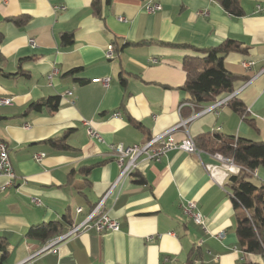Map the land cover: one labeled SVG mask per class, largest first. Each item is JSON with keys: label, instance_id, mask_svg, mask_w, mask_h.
I'll return each instance as SVG.
<instances>
[{"label": "crops", "instance_id": "obj_1", "mask_svg": "<svg viewBox=\"0 0 264 264\" xmlns=\"http://www.w3.org/2000/svg\"><path fill=\"white\" fill-rule=\"evenodd\" d=\"M148 3L162 9L148 13ZM258 6L264 0H241L243 14L234 16L214 0H99L97 15L93 0H0V100L12 99L0 104V141L16 175L0 193L5 264H264L263 256L243 252L237 226L246 211L234 207L231 174L207 171L206 165L219 164L212 154L172 150L159 162L140 161L119 179L110 150L116 143L142 145L182 121L194 139L216 133L231 144L264 143V12ZM15 18L27 21L18 26ZM63 33H73L72 45L62 44ZM227 40L246 52L226 56V69L240 79L219 99L233 95L249 110L247 119L227 104L206 112L211 104L199 107L182 90L185 59L203 57L184 46L214 48ZM246 61L255 63L250 70ZM55 96L61 99L56 112L26 113ZM84 121L104 143L88 136ZM64 137L65 147L48 142ZM184 137L177 129L176 140ZM5 182L0 178V186ZM251 182L264 188L263 167ZM105 196L119 231H81L48 249L60 236L47 243L27 236L49 222L64 223L66 234ZM188 201L197 204L206 230L184 213Z\"/></svg>", "mask_w": 264, "mask_h": 264}, {"label": "trees", "instance_id": "obj_2", "mask_svg": "<svg viewBox=\"0 0 264 264\" xmlns=\"http://www.w3.org/2000/svg\"><path fill=\"white\" fill-rule=\"evenodd\" d=\"M214 1H217L231 15L241 16L243 14L241 0ZM93 8L97 15L101 14L99 0H93ZM12 21L18 26H23L27 20L15 18ZM61 41L64 46L72 45L73 33H63ZM184 47L193 48L203 56L201 58L188 57L184 61L186 81L182 90L189 93L193 104L205 107L215 103L220 96L234 92V84L240 77L226 69L225 58L231 52H246L239 42L227 40L214 48H197L192 45ZM60 104V97H50L45 101L31 104L26 113L31 111L54 113L59 109ZM227 105L238 115L247 119V108L240 100L233 97ZM65 138L48 142L58 147H65L63 146ZM195 143L203 152L212 155L220 153L233 159L234 163L241 167L238 174L229 176L227 184L234 207L246 211V215L238 219L237 236L245 254L264 257V188L251 182L256 169L264 168V143L238 139L231 144L227 138L216 133L201 135L195 139ZM64 221L69 224V217L65 216ZM64 233V223L49 222L31 228L27 236L47 243ZM8 254L5 241L0 239V264L6 263ZM186 264H196V260L190 259Z\"/></svg>", "mask_w": 264, "mask_h": 264}, {"label": "built area", "instance_id": "obj_3", "mask_svg": "<svg viewBox=\"0 0 264 264\" xmlns=\"http://www.w3.org/2000/svg\"><path fill=\"white\" fill-rule=\"evenodd\" d=\"M60 9V8H59ZM162 9L161 5L156 3H148L146 5V11L148 13H155ZM259 12H264V6H258ZM120 21H125L124 18H120ZM30 44L35 47V41L30 40ZM114 57V49L112 45H109L107 50V58L111 59ZM253 61H246L243 63V66L250 70L254 66ZM52 78V75L49 76V79ZM94 83H103L108 85L109 79H94ZM69 96H72V92L66 93ZM231 95V94H230ZM233 98V95L223 99L217 100L215 103L206 107L204 111H214L222 105L228 104V102ZM0 104L3 106H8L12 104V99H1ZM247 113L249 110L247 109ZM118 114H115V117ZM186 121H182L180 125L165 131L164 133L158 134L151 137L146 143L142 145H125L123 143H116L110 145V150L121 169L119 179L129 176L136 171L139 167V163L142 160L159 162L161 158L172 150H181L188 154L196 155L201 158L202 150H200L195 143V139L191 136ZM85 126L87 127V134L91 139H95L101 143H104V140L101 134L93 128L92 123L89 121H84ZM183 128L185 137L182 141L178 142L175 138V132L177 129ZM237 141V140H236ZM235 141V142H236ZM43 155H35L37 161H41ZM214 159L219 163L218 165H206L207 171L213 176L217 170L223 169L231 175H236L241 171V167L234 163V160L228 158L220 153L212 155ZM0 178H5L6 182L0 186V193L4 192L6 189L14 185L16 175L13 169V166L10 161L8 147L5 142L0 141ZM106 200L107 196L99 201L93 211L87 216L85 221L76 226H72L71 229L64 235L53 240L50 245L46 248H50L55 245L57 242L63 241L70 237L77 235L81 231H90L95 230L98 233L105 231L117 232L120 230V223L117 219L112 218L106 211ZM37 204H39L37 202ZM80 212L81 209H78ZM184 213L191 217L192 220L199 226L205 227V219L203 214L199 211L197 204L193 201H188L183 206ZM218 237H223V233L218 235Z\"/></svg>", "mask_w": 264, "mask_h": 264}]
</instances>
